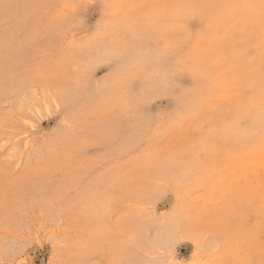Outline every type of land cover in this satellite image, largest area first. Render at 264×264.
Instances as JSON below:
<instances>
[{
	"label": "rangeland",
	"instance_id": "rangeland-1",
	"mask_svg": "<svg viewBox=\"0 0 264 264\" xmlns=\"http://www.w3.org/2000/svg\"><path fill=\"white\" fill-rule=\"evenodd\" d=\"M264 264V0H0V264Z\"/></svg>",
	"mask_w": 264,
	"mask_h": 264
},
{
	"label": "clouds",
	"instance_id": "clouds-1",
	"mask_svg": "<svg viewBox=\"0 0 264 264\" xmlns=\"http://www.w3.org/2000/svg\"><path fill=\"white\" fill-rule=\"evenodd\" d=\"M170 264H177V259L174 257L170 260Z\"/></svg>",
	"mask_w": 264,
	"mask_h": 264
}]
</instances>
